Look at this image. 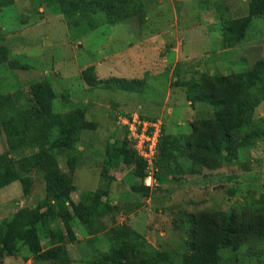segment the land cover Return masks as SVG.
<instances>
[{"label":"rangeland","instance_id":"rangeland-1","mask_svg":"<svg viewBox=\"0 0 264 264\" xmlns=\"http://www.w3.org/2000/svg\"><path fill=\"white\" fill-rule=\"evenodd\" d=\"M132 1L125 22L98 12L90 30L68 26L60 0L0 3V264H264V98L252 126L233 123L236 141L257 136L221 162L192 147L215 124L204 128L213 108L188 92L217 77L234 87L264 61V12L248 17L249 0ZM247 17L225 45V26ZM130 117L160 127L152 167L130 149ZM20 222L31 240L13 243Z\"/></svg>","mask_w":264,"mask_h":264},{"label":"trees","instance_id":"trees-1","mask_svg":"<svg viewBox=\"0 0 264 264\" xmlns=\"http://www.w3.org/2000/svg\"><path fill=\"white\" fill-rule=\"evenodd\" d=\"M3 1L0 0V3ZM60 2V7L62 10L60 11L66 18L65 21L67 25L70 26L69 22H72L74 24L77 23V26H79L80 22H85L87 24L85 28L86 30L97 27V24L94 23L95 20L93 18L95 13L97 14L98 12H102L106 23H115L117 21H123L125 18L129 17L130 11L135 8V3L132 0H60ZM263 2H260L259 0H249L247 6L248 17L261 15L264 12ZM76 12L79 13L77 16L74 15ZM248 17L239 19V21L237 22L239 24L236 26L235 31H232L229 26H225V28L223 29V33L226 38L225 45L226 43L233 44L241 40L249 24ZM234 78V87L229 86V83L226 82L225 78L217 77L214 79V81L208 82V85L206 84V92L197 93L196 90H198V84H196V86L193 85V88L196 89L194 92H191V90L189 89L190 87L188 88V92L192 94V97L199 99V101L201 102L209 103L213 108L214 115L212 116V118H210L209 120L201 121V124L204 125V128L205 125H211V121H213L215 124V127H213L212 125V129L209 130V135H206L204 141L201 139H195V141L192 143V147L198 154L202 155L206 153L209 155H213L217 157L221 162L229 160L227 156H231L230 150L233 149V147L237 146V142L239 140L250 142L253 137L257 136L255 132H248L246 133V135H243V137L239 138L236 141V139L232 137V134L235 132L236 126L234 125L237 124V121L239 122L238 124H241V122H243V120L245 119L249 121L251 120V126L255 122L251 119V108L254 101L264 98V61L256 62L251 71L249 70L247 72L237 73V76H234ZM261 87H263V89H261ZM258 88L261 89V93H259L260 89ZM1 113L3 112H0V115ZM227 121H229L230 124L232 123V125L234 123V125L227 126ZM249 121H247L246 124H248ZM220 123L224 126H227L226 129L218 128V125ZM244 123L240 126L243 129L246 128V125H244ZM189 127L191 131L190 134H192L194 130L193 125H189ZM229 127H232V130ZM200 134L202 135L203 132H201ZM183 137V135H180L177 138L173 139L166 137V140L167 138H169L166 143H164L165 145H167L166 149H168V147H170L168 150L177 151L178 149H180L179 145L182 143ZM183 144H185L186 148L191 147L189 146L188 142ZM158 145L159 142L157 143V150L159 148ZM113 150L114 147L107 145L106 151L108 153L112 152ZM179 157L180 156H177V158L175 159L179 161ZM69 162H72V159H69ZM181 162L187 163V160H182ZM15 221L16 219H14L13 222ZM29 226L30 225L27 222H25L24 224L20 222L15 225H9L8 228H14V231L12 232L13 236L11 238V242L14 243L18 239L22 238H29L31 240V237H29L28 235L29 232L28 230H26V228H29ZM6 233L8 232H4V237H9ZM9 240V238H4L2 242L6 243V241ZM6 245L8 246V251L11 252L13 244H11V247L9 246V244H5L2 246L5 248Z\"/></svg>","mask_w":264,"mask_h":264},{"label":"built area","instance_id":"built-area-1","mask_svg":"<svg viewBox=\"0 0 264 264\" xmlns=\"http://www.w3.org/2000/svg\"><path fill=\"white\" fill-rule=\"evenodd\" d=\"M126 131L130 149L148 167H152L157 155V143L161 130L157 122L140 120L138 117L120 119Z\"/></svg>","mask_w":264,"mask_h":264},{"label":"crops","instance_id":"crops-1","mask_svg":"<svg viewBox=\"0 0 264 264\" xmlns=\"http://www.w3.org/2000/svg\"><path fill=\"white\" fill-rule=\"evenodd\" d=\"M168 1L172 3V0H168ZM123 22H125V21H123ZM146 52H147V51H146ZM146 52L141 53V54H142V57H141V55H140V57H141V65H142V64H145V63H144V62H145V56L148 57V55H149V54H146ZM135 57H137L136 54H135ZM111 58H112V57H111ZM111 58H110V59H111ZM126 59L128 60L129 57L126 58ZM147 62H148V59H147ZM99 63H100V62H97V64H99ZM125 174H126V173H125ZM125 174H124L123 176H125ZM138 178H139V177H136V178H135V177H134V178L131 177V178H127V179H126L125 177H123V181H121V182L124 183V185H126V188H127V187H129L130 185L134 184L135 182H136V184H138ZM121 189H122V190H121L122 192H121L120 194H117V195L115 196V198H114L115 200L113 201L114 203H119L120 200L123 199L122 196H123V195H127V193H128V189H125V187H121ZM148 197H149V196H148ZM148 203H149V199L146 200V204H148ZM144 207H145V205H143L141 209H143ZM78 232H79V231H78Z\"/></svg>","mask_w":264,"mask_h":264}]
</instances>
